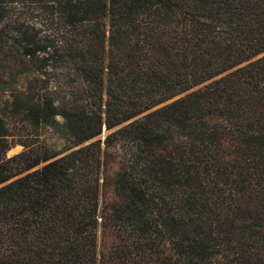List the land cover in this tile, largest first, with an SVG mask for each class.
<instances>
[{
    "label": "trees",
    "instance_id": "obj_1",
    "mask_svg": "<svg viewBox=\"0 0 264 264\" xmlns=\"http://www.w3.org/2000/svg\"><path fill=\"white\" fill-rule=\"evenodd\" d=\"M0 264H264V0H0Z\"/></svg>",
    "mask_w": 264,
    "mask_h": 264
},
{
    "label": "rangeland",
    "instance_id": "obj_2",
    "mask_svg": "<svg viewBox=\"0 0 264 264\" xmlns=\"http://www.w3.org/2000/svg\"><path fill=\"white\" fill-rule=\"evenodd\" d=\"M8 96L9 95L7 93L4 98L6 99L8 98ZM10 132L12 134L11 141L13 143V146L7 152V157H11L22 151L23 147L20 144L21 141L42 143L48 149H53L61 152L65 151L67 148V143L63 139H61L57 134L48 129L42 131V134L39 136L38 140L35 139V136H33V134L32 140H25V133L27 132V130L18 128V126H16V128L11 127Z\"/></svg>",
    "mask_w": 264,
    "mask_h": 264
}]
</instances>
